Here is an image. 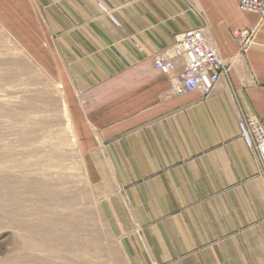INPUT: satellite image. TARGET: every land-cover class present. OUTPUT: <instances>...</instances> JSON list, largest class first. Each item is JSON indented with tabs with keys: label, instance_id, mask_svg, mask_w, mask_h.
<instances>
[{
	"label": "crops",
	"instance_id": "1",
	"mask_svg": "<svg viewBox=\"0 0 264 264\" xmlns=\"http://www.w3.org/2000/svg\"><path fill=\"white\" fill-rule=\"evenodd\" d=\"M0 22L61 85L128 264H264V176L238 130L264 116V18L239 0H0ZM198 28L228 73L208 96L174 95L154 56Z\"/></svg>",
	"mask_w": 264,
	"mask_h": 264
},
{
	"label": "rangeland",
	"instance_id": "2",
	"mask_svg": "<svg viewBox=\"0 0 264 264\" xmlns=\"http://www.w3.org/2000/svg\"><path fill=\"white\" fill-rule=\"evenodd\" d=\"M61 94L0 22V264H128Z\"/></svg>",
	"mask_w": 264,
	"mask_h": 264
},
{
	"label": "built area",
	"instance_id": "3",
	"mask_svg": "<svg viewBox=\"0 0 264 264\" xmlns=\"http://www.w3.org/2000/svg\"><path fill=\"white\" fill-rule=\"evenodd\" d=\"M98 5L114 24H119L113 9L102 1ZM239 5L242 10L258 13L264 18V0H239ZM253 35V31L246 29L234 31V37L242 50L253 43ZM180 61L183 71L177 75ZM154 63L158 69L171 76L170 92L174 95L200 91L208 96L220 78L228 73L226 62L205 28L192 29L177 36L170 46L156 53ZM238 130L264 176V116L242 115L238 120Z\"/></svg>",
	"mask_w": 264,
	"mask_h": 264
},
{
	"label": "bare ground",
	"instance_id": "4",
	"mask_svg": "<svg viewBox=\"0 0 264 264\" xmlns=\"http://www.w3.org/2000/svg\"><path fill=\"white\" fill-rule=\"evenodd\" d=\"M8 52V51H7ZM59 88H60V86H59ZM61 95H63V92H62V94ZM67 121H68V123H69V125H71L70 124V119H69V116H67ZM4 155V154H3ZM41 157V156H40ZM5 158V157H4ZM10 164V163H9ZM2 165V164H1ZM27 165V164H26ZM29 168V167H28ZM31 168V167H30ZM31 170V169H30Z\"/></svg>",
	"mask_w": 264,
	"mask_h": 264
}]
</instances>
